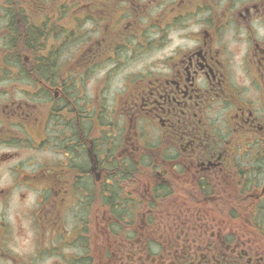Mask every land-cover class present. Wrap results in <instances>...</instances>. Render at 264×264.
<instances>
[{
  "label": "flooded vegetation",
  "instance_id": "flooded-vegetation-1",
  "mask_svg": "<svg viewBox=\"0 0 264 264\" xmlns=\"http://www.w3.org/2000/svg\"><path fill=\"white\" fill-rule=\"evenodd\" d=\"M59 7L54 29L62 10L71 32L81 21L94 28L76 58L80 71L123 79L112 101L74 103L29 72L37 63L25 43L41 40L42 23L27 21L21 5H0V162L16 163L8 187L37 192L38 235L68 236L69 254L59 240L55 253L73 264H264V0ZM78 8L84 14L72 13ZM18 42L24 52L14 54ZM14 65L25 87L31 78L54 100L12 99ZM32 120L41 134L29 130ZM45 147L51 156L41 161L20 158ZM66 214L69 230L59 228Z\"/></svg>",
  "mask_w": 264,
  "mask_h": 264
},
{
  "label": "rangeland",
  "instance_id": "rangeland-1",
  "mask_svg": "<svg viewBox=\"0 0 264 264\" xmlns=\"http://www.w3.org/2000/svg\"><path fill=\"white\" fill-rule=\"evenodd\" d=\"M61 2L63 0H48V2L33 0L30 3L23 2V0H0V5L15 3L21 5L23 12L19 14L25 15L27 21H33V26H37L38 22L42 23L43 28L38 27V31H34L35 34H41V40L37 41L35 38L34 41L38 46L37 52L44 56L46 59H44L45 63L50 69L46 76L54 84L62 86L68 99L71 98L77 104L88 101L93 103L97 101L98 103V101H101V96L105 100L108 98L109 101H112L113 97L120 94L121 86L119 87V85L123 79L122 76L119 73L113 76L110 73L108 76L105 70L94 71L92 74L87 69L80 71L78 67L85 65L82 63L84 60L76 61V58L82 45L94 34V28L89 23L81 21L76 25L79 32L77 34L71 32L74 26L72 23L73 19L70 17V10H62L59 28L54 29L52 25L53 17L57 16L56 8H61L59 7ZM81 9L72 10V13L84 14V12L80 11ZM20 25L16 24L18 31H20ZM0 27L3 29L1 21ZM46 33H49V35L46 36ZM17 44L20 45V42ZM23 54L27 55L28 53ZM138 56L139 60H143L150 55L138 54ZM79 63L82 64L77 66ZM136 64L137 62L129 67L125 64L124 67L134 68ZM138 64L141 66L137 69H141L145 62H138ZM12 68L14 69L11 74L13 86L10 90L8 89L9 96L12 99L18 101L27 100L31 104H37V106L53 101V94L50 93V96H47L49 98H45L32 85L25 87L24 81L20 77L16 78L18 72L15 70L19 68L15 65ZM0 75L4 74L0 73ZM104 85L107 88L104 87L106 89L105 92L102 88ZM2 86L4 85L0 84V92L3 90ZM110 106L111 104L108 105V107ZM41 117L38 115L37 119ZM95 117L102 120L105 114L99 112V115L95 114ZM40 122V120L30 121L29 130L36 135L41 134ZM50 153L51 150L45 147V151L28 149L26 152H19V155L20 158L21 154H23L29 161L38 162L43 159L44 155L45 157L51 156L49 155ZM15 165V161L9 163L0 162V189L5 188L6 191H9H7L8 196L5 199H3L4 195H0V224L3 223L7 229L5 237L0 242V264H73L71 260L68 262L63 257L60 258L56 255L54 247L57 243L54 242L52 235L48 236V234H45L43 238L39 237L37 233L38 226L34 216L37 193L16 184L8 187L9 184L13 183L12 170H16ZM65 224L66 228H72L73 214H66ZM67 253L69 254L68 250ZM67 253L66 251L63 252V254Z\"/></svg>",
  "mask_w": 264,
  "mask_h": 264
},
{
  "label": "trees",
  "instance_id": "trees-1",
  "mask_svg": "<svg viewBox=\"0 0 264 264\" xmlns=\"http://www.w3.org/2000/svg\"><path fill=\"white\" fill-rule=\"evenodd\" d=\"M25 46H26V48H28V50L31 51L30 55L32 54L31 56L36 58L35 62L37 63L35 68L29 69V72L31 74L33 73V75L36 78L48 79V77L46 75H47L48 72H50V69L48 68L47 64L45 63L46 59L44 60V59H42L41 57L38 56L39 53L37 52L38 51L37 44L35 42H32V39L29 37L28 41L25 43ZM25 46H24V43H22V42L20 43V45L19 44H12L13 53L16 54V53L24 52L23 48ZM21 62H22L21 59L17 60V59H15V57L13 58V63L15 65H18L19 68H21V65H20ZM29 81H30V84L34 86L35 83H33L31 78H29ZM36 89H38V88H36ZM38 90L43 95H46V93L44 91H42L40 88ZM3 229H4V224L2 223V224H0V236H1V233H2Z\"/></svg>",
  "mask_w": 264,
  "mask_h": 264
}]
</instances>
